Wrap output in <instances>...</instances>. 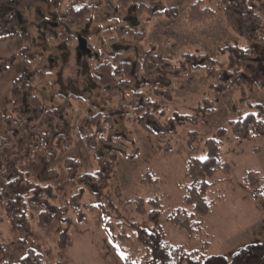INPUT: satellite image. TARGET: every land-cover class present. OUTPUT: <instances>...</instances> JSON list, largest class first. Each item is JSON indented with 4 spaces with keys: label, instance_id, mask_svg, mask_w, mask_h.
<instances>
[{
    "label": "rangeland",
    "instance_id": "374dc122",
    "mask_svg": "<svg viewBox=\"0 0 264 264\" xmlns=\"http://www.w3.org/2000/svg\"><path fill=\"white\" fill-rule=\"evenodd\" d=\"M75 1L103 3V0ZM194 1L151 0L160 9L177 7L180 16L173 20L165 15L150 17L144 13L133 21L134 25L129 20L134 16L131 9L122 14L101 9L98 17H90L84 27L74 30L75 35L83 34L88 38L95 52L80 58L77 42L70 44L59 37L63 30L60 11L72 5L73 0H50L35 7L26 20L21 19L24 23L17 27L32 35V51L27 58L21 55L25 42L20 36H0V62L8 68L0 73L2 112L11 113L12 82L26 72L44 103L48 107L62 106L68 114L67 126L60 127V131L72 129L71 141L57 147L55 159L39 151L32 160L20 165L21 170L32 182L53 187L56 197L50 203L56 209L69 206L71 198L84 189L82 198L74 201L65 215L58 214L50 227L44 228L38 223L41 207L29 204V232L16 230L10 224L4 206L0 205V243H4L0 248V264H23V258L31 249L43 254L42 264H125L123 253H132V245L111 239L103 223H139L151 227L150 205H147L146 213H141L135 203L127 204L137 197L145 201L159 200L161 221L173 244H184L190 250L200 248L208 239L209 255H224L229 259L249 244L264 245V203L252 197L244 182L249 171L264 177V137H251L241 143L234 139L230 127L232 120L256 111L251 104L264 106V90L255 82L257 68L242 86H230L223 91L216 88L220 78L210 77L205 68H176L185 53H207L218 61L222 73L228 69L232 71L231 52H222V49L231 46L240 49L247 44L227 27L219 0H204L205 6L216 11L213 18L187 21L189 7ZM251 2L263 18L261 33L264 36V0ZM117 20L119 23L127 20L123 25L125 28L140 26V30L147 32L145 46L152 43L155 52L170 62L158 69L159 91L150 94L153 120L146 128L138 124L134 114L126 116V111L117 109L118 99L110 100L104 96L95 82L96 66L104 57L127 47L126 43L119 45L117 41H111L117 34ZM49 21L58 25L51 26ZM7 22L8 19L2 18L0 27H7ZM254 46L259 51L260 66L264 67V45L254 43ZM41 72L45 73L44 77ZM165 92L168 95H162ZM75 95L81 98L77 99ZM125 102H129L128 96ZM24 110L33 113L26 104ZM87 110L113 116L116 122L113 134L121 138L124 146L111 158L112 162L105 160V165H112L114 173L103 185L94 182L89 186L85 181L79 182L81 176L97 175L102 169L97 156L85 147L80 136L88 123ZM176 114L191 117L180 122L174 118ZM127 117L130 119L125 120ZM220 128L228 129L222 143V156L232 172H218L212 178L215 185L207 198L213 203L212 212L205 218L202 235L189 241L187 232L169 223L166 217L183 204L188 182L185 178L187 159L207 158L205 141L217 137ZM191 132L196 134L192 139ZM68 158L79 162L75 175L68 173L65 164ZM147 171H152L159 183L143 182ZM79 208L86 215L82 221L78 219ZM122 229L118 227L119 231ZM63 240L65 247L61 246ZM260 264H264V259Z\"/></svg>",
    "mask_w": 264,
    "mask_h": 264
},
{
    "label": "trees",
    "instance_id": "16d2710c",
    "mask_svg": "<svg viewBox=\"0 0 264 264\" xmlns=\"http://www.w3.org/2000/svg\"><path fill=\"white\" fill-rule=\"evenodd\" d=\"M49 1L0 0V9L6 12L0 15V19L10 15V25L5 28L0 27V36L6 34L20 36L25 42V46L21 49L22 57L30 56L32 35L31 32L16 27L18 15L26 19L35 7L45 5ZM73 1L72 5L69 4L66 9L60 11L62 16L60 24L63 25V30L59 37L70 44L76 40L74 30L84 27L90 17H98L102 13L101 9L104 12L118 11L121 14L131 9L134 13L133 18H130L132 23L136 22L137 18H141L144 13L149 14L150 17L165 15L173 20L180 16L177 7L160 9L151 0H103L100 5L88 1L81 3ZM219 1L227 27L247 43L240 49L234 46L222 49V52H231L230 65L233 70L228 69L226 73H222L223 71L218 67V61L207 53H185L176 68L182 70L205 68L210 77L220 78L221 81L216 87L219 91L230 86H242L247 78L254 75V69L257 68L255 82L264 90V67L260 66L259 51L254 46V43L264 45V36L261 33L262 16L252 5L251 0ZM214 16L216 11L205 6L204 0H196L190 5L186 20L199 22ZM117 21L118 23L115 24L117 34L111 41H117L119 45L126 43L127 47L123 51H116L109 57H104L96 68L95 82L101 87L104 96H108L110 100L118 99L117 109L126 111V116L134 114L137 116L138 124L146 128L150 120H153L151 113L153 102L150 94L159 91L157 89L159 83L156 82L158 69L169 60L157 54L152 43L145 46L147 32L140 30V26L137 29L131 26L125 28L123 25L127 24V20L120 21L121 23ZM11 60L14 62V56ZM169 66L171 65L167 67ZM7 69V66L0 62V73ZM41 74V77H44L45 73L41 72ZM162 95H168V92ZM127 96L128 103L125 102ZM25 104L33 110L32 114L24 110ZM250 107L256 111L230 122L234 139L241 143L251 137H264V106L257 103L251 104ZM88 111L85 114L88 123L80 136L85 147L97 156L102 169L97 175L81 176L79 182L85 181L89 186L94 182L103 185L114 173L112 165H105V160L112 162L111 158L124 146L121 138L113 134L116 129L113 116L105 112ZM67 117L68 114L62 106L48 107L44 103L26 72L14 79L11 87V113H3L0 109V205L4 206L10 224L18 231H30L29 204L41 207L38 223L46 228L53 224L58 214L65 215L68 207L72 206L74 201L81 199L84 194L82 188L71 198L69 206L56 209L50 203V200L56 197L53 187L32 182L20 168L23 162L32 160L39 151H44L50 158L57 157V147L63 143L68 144L72 139V129L71 131L59 129L67 126L69 121ZM190 117L181 114L174 116L180 122ZM190 135L192 139L196 134L191 132ZM227 135L228 129L220 128L217 137L208 138L205 141L207 158L189 157L185 163V178L188 182L185 185L183 204L171 211L166 220L186 231L189 241L202 235L205 218L212 212L213 203L207 199L208 193L215 185L212 178L218 172L227 174L232 172L230 164L222 156V143ZM65 164L69 175H75L79 162L68 158ZM143 182L157 184L159 178L152 171H147ZM244 182L252 197L264 203V177L249 171L245 174ZM131 203H135L137 210L141 213L147 212V205L151 206L149 210L151 227L139 223L129 225L103 223L111 239L132 245V253H123L125 264H260L264 259L263 244H249L240 248L231 259L224 255H209L208 239L203 241L200 248L190 250L184 244H173L162 224V207L158 199L145 201L137 197L127 202V204ZM110 205L114 207L113 202H110ZM85 217V212L79 208V221L84 220ZM118 227L123 229L119 231ZM65 245L66 242L61 241V246L65 247ZM3 246L4 243H0V248ZM43 260L44 256L41 252L31 249L30 253L23 258V264H42Z\"/></svg>",
    "mask_w": 264,
    "mask_h": 264
},
{
    "label": "flooded vegetation",
    "instance_id": "af4514ba",
    "mask_svg": "<svg viewBox=\"0 0 264 264\" xmlns=\"http://www.w3.org/2000/svg\"><path fill=\"white\" fill-rule=\"evenodd\" d=\"M2 13L5 14L6 12H5V10L0 9V15H1ZM5 18L8 19V22H7L8 25H7V26H9V25H10V23H9V22H10V19H9V18H10V15H6L5 17H3V19H5ZM131 18H133V15H132ZM1 19H2V18H1ZM1 19H0V20H1ZM21 19H23V18L21 17V15H18V21L16 22V23H17L16 27H17V26H21V27H22V25H23L24 22L21 21ZM23 20H26V19H23ZM129 20H130V19H129ZM53 22H54V21H49V24H50L51 26H53V25L57 26V25H58V23H55V22L53 23ZM130 22H131V21H130ZM131 23H132V22H131ZM45 24H46V22H45ZM47 24H48V23H47ZM49 24H48V25H49ZM132 24H133V23H132ZM133 25H134V24H133ZM78 35H79V34H78ZM87 40H88V39H87ZM87 44H88V45H87L88 48L92 50V48H91V46H90V44H89V41L87 42ZM77 46H78V43H77ZM77 46H76V47H77ZM77 52H79L78 47H77ZM92 54H93V53H91V55H92ZM83 55H86V53H82L81 56H83ZM81 56H80V57H81Z\"/></svg>",
    "mask_w": 264,
    "mask_h": 264
},
{
    "label": "water",
    "instance_id": "95a60500",
    "mask_svg": "<svg viewBox=\"0 0 264 264\" xmlns=\"http://www.w3.org/2000/svg\"><path fill=\"white\" fill-rule=\"evenodd\" d=\"M77 39H78V55L79 57L82 55V53H86L88 55H91L92 51L88 48V44H87V38L82 35V34H79L77 36Z\"/></svg>",
    "mask_w": 264,
    "mask_h": 264
},
{
    "label": "crops",
    "instance_id": "0c3cea01",
    "mask_svg": "<svg viewBox=\"0 0 264 264\" xmlns=\"http://www.w3.org/2000/svg\"><path fill=\"white\" fill-rule=\"evenodd\" d=\"M114 17V15L111 17V18H113ZM118 23V22H117ZM98 66V65H97ZM97 66H96V68H97ZM76 96V95H75ZM77 97V99H80L81 97H79V96H76Z\"/></svg>",
    "mask_w": 264,
    "mask_h": 264
}]
</instances>
